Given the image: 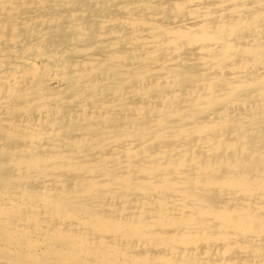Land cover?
I'll list each match as a JSON object with an SVG mask.
<instances>
[{
  "label": "bare ground",
  "instance_id": "obj_1",
  "mask_svg": "<svg viewBox=\"0 0 264 264\" xmlns=\"http://www.w3.org/2000/svg\"><path fill=\"white\" fill-rule=\"evenodd\" d=\"M0 264H264V0H0Z\"/></svg>",
  "mask_w": 264,
  "mask_h": 264
}]
</instances>
